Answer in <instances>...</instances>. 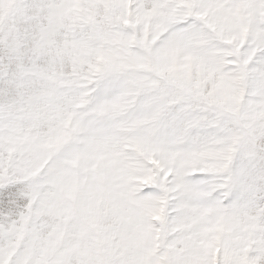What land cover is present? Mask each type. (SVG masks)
Returning <instances> with one entry per match:
<instances>
[{
  "label": "snow or ice",
  "instance_id": "obj_1",
  "mask_svg": "<svg viewBox=\"0 0 264 264\" xmlns=\"http://www.w3.org/2000/svg\"><path fill=\"white\" fill-rule=\"evenodd\" d=\"M0 264H264V0H0Z\"/></svg>",
  "mask_w": 264,
  "mask_h": 264
}]
</instances>
